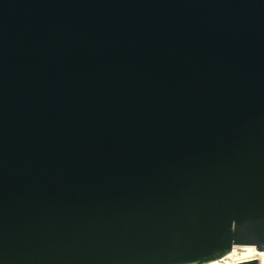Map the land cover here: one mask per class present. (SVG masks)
I'll list each match as a JSON object with an SVG mask.
<instances>
[{"label":"water","instance_id":"water-1","mask_svg":"<svg viewBox=\"0 0 264 264\" xmlns=\"http://www.w3.org/2000/svg\"><path fill=\"white\" fill-rule=\"evenodd\" d=\"M257 250L264 0H0V264Z\"/></svg>","mask_w":264,"mask_h":264},{"label":"bare ground","instance_id":"bare-ground-1","mask_svg":"<svg viewBox=\"0 0 264 264\" xmlns=\"http://www.w3.org/2000/svg\"><path fill=\"white\" fill-rule=\"evenodd\" d=\"M263 258H264V251L257 250L236 257L228 258L215 264H238L247 261H259V259H263Z\"/></svg>","mask_w":264,"mask_h":264},{"label":"trees","instance_id":"trees-1","mask_svg":"<svg viewBox=\"0 0 264 264\" xmlns=\"http://www.w3.org/2000/svg\"><path fill=\"white\" fill-rule=\"evenodd\" d=\"M263 259H259V261H262ZM259 261H247V262H242V263H238V264H259Z\"/></svg>","mask_w":264,"mask_h":264},{"label":"rangeland","instance_id":"rangeland-1","mask_svg":"<svg viewBox=\"0 0 264 264\" xmlns=\"http://www.w3.org/2000/svg\"><path fill=\"white\" fill-rule=\"evenodd\" d=\"M259 264H264V260H262V261H259Z\"/></svg>","mask_w":264,"mask_h":264}]
</instances>
